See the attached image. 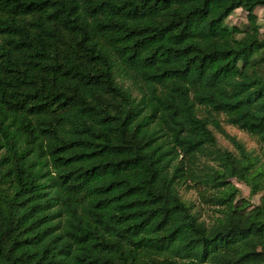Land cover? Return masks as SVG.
<instances>
[{
  "label": "trees",
  "instance_id": "obj_1",
  "mask_svg": "<svg viewBox=\"0 0 264 264\" xmlns=\"http://www.w3.org/2000/svg\"><path fill=\"white\" fill-rule=\"evenodd\" d=\"M258 7L0 0V264H264Z\"/></svg>",
  "mask_w": 264,
  "mask_h": 264
},
{
  "label": "rangeland",
  "instance_id": "obj_2",
  "mask_svg": "<svg viewBox=\"0 0 264 264\" xmlns=\"http://www.w3.org/2000/svg\"><path fill=\"white\" fill-rule=\"evenodd\" d=\"M255 12L258 15L260 23H264V7H258ZM226 22L230 26L236 25L238 27H244L248 22L247 12L242 9H238L233 13V15L228 18ZM223 125L225 130L229 134L236 136L240 141H242L248 150L254 151L257 154H261L260 145L253 136L239 129L236 126L227 124L225 122L223 123ZM213 130L218 139L219 144L222 147L227 148L229 150H235V147L232 142L224 134L215 129ZM232 181L235 183L236 186L240 188L241 196L246 199H249L252 205L260 203V199L263 193L251 195L250 188L246 184L238 182L236 179H233ZM182 194L184 196V199H187L195 205V209L198 210L201 219H204L208 222L217 214L215 212L217 207L215 208L208 204L202 203L195 188H191L189 190L183 188Z\"/></svg>",
  "mask_w": 264,
  "mask_h": 264
}]
</instances>
